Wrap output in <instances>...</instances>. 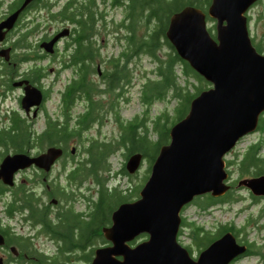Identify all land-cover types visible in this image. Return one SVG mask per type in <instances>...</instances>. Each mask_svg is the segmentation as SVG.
I'll use <instances>...</instances> for the list:
<instances>
[{"label": "water", "instance_id": "1", "mask_svg": "<svg viewBox=\"0 0 264 264\" xmlns=\"http://www.w3.org/2000/svg\"><path fill=\"white\" fill-rule=\"evenodd\" d=\"M256 1L212 0L207 11L188 4L170 16L168 39L211 85L193 97L186 115L171 125L170 140L160 147L139 196L113 210L112 222L103 226L110 244L97 247L89 264H229L244 249L229 230L196 258L179 241L178 232L185 204L197 195L221 196L231 188L226 154L258 129L264 112V52L252 40L247 14ZM25 3L0 24L1 30L12 25ZM208 15L215 19V36ZM43 99L39 87L26 86L22 103L28 110L34 105L37 114ZM61 153L62 148L53 145L33 156L8 154L0 176L11 183L15 170L32 163L49 170ZM143 159L142 152L132 153L127 171H138ZM240 183L264 194V174ZM142 233L145 239L130 243Z\"/></svg>", "mask_w": 264, "mask_h": 264}, {"label": "flooded vegetation", "instance_id": "2", "mask_svg": "<svg viewBox=\"0 0 264 264\" xmlns=\"http://www.w3.org/2000/svg\"><path fill=\"white\" fill-rule=\"evenodd\" d=\"M25 2L26 0H0V24ZM98 7L99 0H28L12 25L0 29V107L3 100L12 98L14 91L19 89L17 97L26 114L10 105L7 111L0 110V121L4 120L2 125L0 124V168L8 154L25 152L33 156L53 145L62 148V153L49 170L32 163L15 170L11 183L0 176V264H89L97 247L110 244L106 239L102 244L94 245L92 256L89 260H84L82 240L77 228L75 225L64 224L66 212L76 214L89 210V205L87 209H78L75 203L83 195L88 199L87 203L91 202L88 193L93 189L90 183L93 182V175L84 182L81 180L86 159L83 160L80 148L73 139L82 132V119L88 111L90 114V110H94V121L91 125L94 122L103 125L110 110V105L100 109V103L93 109L90 102L81 96L80 91V94L74 95L70 101L65 98V94L72 90L74 81L80 77L81 62L77 64L73 58L82 55L98 57L104 54L99 36H102L101 41H105V34L110 35V21L108 16L98 17ZM103 11L108 15V8ZM247 14L249 18V13ZM83 20L85 30L82 26ZM82 39L87 43L86 48H82L80 44ZM126 51L124 46L119 55L125 54ZM261 52H264V49ZM44 60H47L49 70L44 65ZM96 60L95 69L86 74L87 80L93 81L94 85H98V78L94 75H104V70L99 68L101 64ZM56 61L60 62L59 67L53 64ZM23 63L27 65L23 67ZM67 68H71L74 73L61 90L59 112L55 113L50 111L46 102L50 98L54 83L60 78L61 70ZM50 73L54 74L51 82L48 81ZM27 85L37 86L43 91L44 99L37 114L34 112L36 106L33 105L28 110L22 103ZM106 92L103 90L101 93ZM79 99L86 101V105L83 110L75 111L74 107ZM94 99H97L96 96ZM41 110L46 113L45 126L41 131L35 132L26 117L33 119ZM103 111H106L107 115ZM17 118L31 127L32 135H44L42 145L32 142L29 146L19 149L13 138L8 140L7 144L3 143V134L16 133ZM64 128L72 131L73 137L66 138L68 133H65ZM263 174L247 175L237 172L236 178L233 179L235 181L231 186L237 187L241 195L239 200L243 202L248 199L251 202L240 206L238 214H243V217L239 223H235V232L224 229L223 224L205 229L212 233L221 231L212 241L230 230L235 234L239 245L244 246L229 264H244L243 261L248 258H254V264H264V194L255 193L251 187L240 183L244 178ZM208 194L211 193H206ZM197 198L198 195L183 206L182 217L190 219L185 210L190 204L198 203ZM255 204L260 206L256 215L248 210ZM182 235L189 239L188 243L183 242ZM146 237L140 234L133 239L134 243L133 240L130 243L136 244ZM178 239L196 258L212 242L201 248L193 247L189 229L183 226L182 222Z\"/></svg>", "mask_w": 264, "mask_h": 264}, {"label": "trees", "instance_id": "3", "mask_svg": "<svg viewBox=\"0 0 264 264\" xmlns=\"http://www.w3.org/2000/svg\"><path fill=\"white\" fill-rule=\"evenodd\" d=\"M211 2L212 0H99V5L103 3L104 7L110 4V7L123 8L124 15L120 21L115 23V28L125 29L126 44L124 46L127 51L123 55L110 57V67L105 70L102 76L104 79L103 88L94 85L93 81L86 78L88 71L95 69V60L101 56L82 55L81 57H74L75 63L81 62L79 66L80 77L74 81L72 90L65 94V98L70 101L76 94H80V91L81 96L85 97L94 109L99 102L98 99H94L97 89L116 92L119 96L125 86L131 83L133 60L146 55L154 61L155 66L152 70L154 75H147L141 88V98L147 109L143 116L137 115L128 120L121 119L118 114L116 118L120 127L119 137L111 140H100L98 137L88 138V136H84L86 129L94 121V110H90V114L88 111L83 116L82 132L76 135L84 143V151L88 155L87 162L85 161L82 167L81 180L84 182L85 179L93 175L96 179V186L91 191L89 210L76 214L70 211L66 212L67 217L64 224L75 225L77 228L82 240L84 260L90 259L94 245H100L106 241L103 226L112 222L113 210L124 201L136 199L144 183L129 185L127 188H123L119 183L111 184V179L119 173L132 176L126 169V161L120 169L113 170L111 156L119 149L123 150L126 159L134 152H142L144 158L148 159L149 162L146 170L147 178L160 147L170 140V125L184 117L190 108L192 98L211 85L210 81L179 55L166 35L170 16L174 12L188 4L201 7L207 11ZM98 10V17H107L106 12L102 11L100 7ZM210 21L212 24L209 25V29L215 36V19L208 15V22ZM84 22L83 20V30H85ZM253 42L259 51L264 49V40L255 42L253 39ZM80 44H82V48L87 47V43L83 39ZM171 99L176 101L172 112L169 108H165L160 114L152 118L150 123L147 115L148 108L156 101H170ZM64 129L65 133H68L65 134L66 138L73 137L72 131L67 128ZM15 130L16 133L2 135L4 144L13 138L15 145L21 149L29 146L32 142L42 145L45 139L42 133L32 135L31 127L26 126L20 118L15 120ZM257 130L264 131V112L260 116ZM87 139H89L88 142H86ZM263 144V140L250 143L241 155L237 154L235 160L227 159V167L234 164V173L235 171L247 175L264 173ZM228 171L231 177L232 170L228 168ZM234 181L232 180V183ZM233 187L232 185L221 196L206 195V201L201 203L200 207L205 209L209 205L228 201L231 198ZM221 224L224 225V229L235 232L236 224L234 222ZM182 225L188 227L193 247L207 246L221 234V231L212 233L209 229L205 230L204 224L184 216L182 217ZM141 236L146 237L147 234L143 233ZM134 242L135 240L132 241V243ZM191 245L189 246L190 249Z\"/></svg>", "mask_w": 264, "mask_h": 264}, {"label": "rangeland", "instance_id": "4", "mask_svg": "<svg viewBox=\"0 0 264 264\" xmlns=\"http://www.w3.org/2000/svg\"><path fill=\"white\" fill-rule=\"evenodd\" d=\"M101 10L108 8V17L110 21V35L105 34L106 40L101 41V37L99 36L100 44L103 48L104 54L101 56V58H97V62H99L101 65L99 68H102L105 72L107 68L110 67V57L113 55H119V51L124 47L126 44V37H125V29H116L115 23L120 21L124 15L123 8L121 7H110L106 6L104 7V4L101 3L99 5ZM249 13V27H250V34L252 38L255 40V42L264 40V0L257 1L254 5H252L248 12ZM212 24V22H208V26ZM102 26H100L101 29ZM44 65L47 67V70H49V65L47 64V60H44ZM55 66L59 67L60 62L56 61L53 63ZM27 63H23V67H25ZM155 66L154 61H152L148 56L138 57V59L133 60L131 67H132V81L128 86H125V89L122 91V93L117 96L116 92L107 91L105 94H102L100 90H96L95 96L99 100L98 104L100 106V109L106 108V106L110 105V110L108 112L103 111L104 114L107 115L106 121L102 124L100 123H93L91 127L86 131L84 136H88V138L91 137H98L100 140H111L116 137H119L120 135V127L119 122L117 121V115L121 117V119L128 120L132 119L135 116H143L145 110L147 109L146 104L142 101V83L143 80H145V77L147 75H154L152 70ZM73 70L71 68L63 69L61 70L60 78L54 83L53 90L51 92L50 98L47 100L46 105L49 107L50 111L52 112H59L60 107V96H61V90L64 88L67 81L71 78L73 75ZM54 74L50 73L48 77V81H52V77ZM97 80V84L99 87L104 86V79L103 77H99L96 73L94 75ZM20 93L19 89H16L12 95V98L8 100H3V104L0 107L1 112L7 111V108H9V105L14 108H19L21 112H23L24 115L25 112L20 106L18 94ZM86 101L84 100H77L76 106L74 107L75 111L83 110ZM114 103V105H112ZM176 104V101L171 99L170 101H156L154 102L149 108H148V118L149 122L151 123V119L160 114L165 108H169L172 112L173 106ZM103 105V107L101 106ZM99 109V110H100ZM74 111V112H75ZM45 110H41L35 118L31 119V117H26L27 121L32 125V129H35L36 131H41L45 126ZM1 118V115H0ZM4 121L3 119H1ZM2 121H0V124L2 125ZM171 126V125H170ZM74 143H76L79 148L82 155L83 160H87L88 155L84 151V143H82L81 140L74 137ZM263 140L264 142V131L261 130H255L252 131L245 136H243L235 145L234 148L230 150L226 154V159H233L235 160L237 158V154L241 155L244 149L252 142ZM89 139L86 140L88 142ZM263 150H264V144H263ZM112 165L113 170H118L121 168V165L127 160L125 156L123 155V150L119 149L116 151L112 156ZM148 159L144 158L142 165L138 171L135 173H129L131 174L129 177L128 175H125L123 173H119L116 175L115 178H112L110 183L116 184L119 183L123 188H127L129 185H135L139 184L140 182H145L146 174H147V168H148ZM234 164L229 166L228 168L232 170L231 173V179L230 182L232 183V180L236 178L237 172H233ZM146 171V172H145ZM145 172V173H144ZM144 175V176H143ZM149 176V175H148ZM143 177V180H142ZM90 182V181H88ZM92 183L93 189H95L96 186V179L93 178ZM144 184V183H143ZM89 191V196L91 195V191ZM245 192V191H243ZM84 194H86V191H84ZM232 195L231 198L228 201L217 203L214 205H210V207L202 209L200 207L201 203H204L206 201V193L200 195V197L197 198L198 203H193L188 206V208L185 210L187 213V216L190 219L196 220L200 224H204L206 227L214 228L217 225L225 222H234L239 223L242 215L238 214V210L240 206H246L247 204H251V202L246 199L240 201V193L237 190V187H233L232 189ZM90 198V197H89ZM88 199L83 195L82 198H80L76 203L75 206L78 209H87L89 203ZM260 208L258 204L252 205L249 207V211H253L256 215L257 210ZM247 210V211H248ZM246 211V212H247ZM184 236L182 235L181 238ZM184 243H188V238L182 239ZM244 264H254L255 259L254 258H248L243 261Z\"/></svg>", "mask_w": 264, "mask_h": 264}]
</instances>
